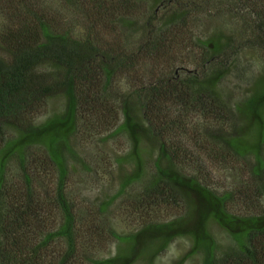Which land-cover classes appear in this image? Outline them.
<instances>
[{"label": "trees", "instance_id": "1", "mask_svg": "<svg viewBox=\"0 0 264 264\" xmlns=\"http://www.w3.org/2000/svg\"><path fill=\"white\" fill-rule=\"evenodd\" d=\"M180 241L264 264V0H0V264Z\"/></svg>", "mask_w": 264, "mask_h": 264}, {"label": "rangeland", "instance_id": "2", "mask_svg": "<svg viewBox=\"0 0 264 264\" xmlns=\"http://www.w3.org/2000/svg\"><path fill=\"white\" fill-rule=\"evenodd\" d=\"M206 29H205V32H208L210 30V26H209V23L206 24ZM204 33V32H203ZM253 69V67L251 68V70ZM249 70V71H251ZM253 71V70H252ZM100 168L102 167L101 165L99 166ZM101 182V181H100ZM112 182L114 184H116L115 181L112 180ZM104 183V182H102ZM105 187L106 189L109 187V186H112L110 184H105V185H101L100 183L96 184V185H93V186H89L90 187V191L91 192H97V190L100 188V187ZM113 187V186H112ZM118 211H116V215L118 216V220L116 222H120V225L119 227L122 228L123 227V223H125V218H122V215L120 213H117ZM130 223V222H129ZM128 223V224H129ZM188 248V245L186 242L184 241H180V242H177L174 244V246L172 247V256L171 255H167L165 256L164 255V258H163V261L159 264H170L171 261L175 260V258L178 256H182L184 254V252H186ZM185 264H190L189 262L185 263ZM192 264V263H191ZM194 264H197L196 262H194Z\"/></svg>", "mask_w": 264, "mask_h": 264}]
</instances>
